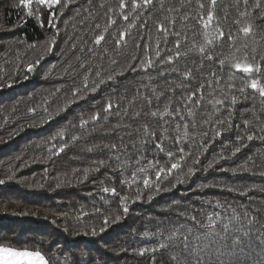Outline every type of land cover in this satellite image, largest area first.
I'll use <instances>...</instances> for the list:
<instances>
[{
  "label": "trees",
  "instance_id": "trees-1",
  "mask_svg": "<svg viewBox=\"0 0 264 264\" xmlns=\"http://www.w3.org/2000/svg\"><path fill=\"white\" fill-rule=\"evenodd\" d=\"M160 2L161 0H155V5L150 6V10L141 8L133 11L131 0H126L127 7L124 9L119 7V0H72L63 15H60L59 6H57L58 19L54 21L59 29V34L56 35L57 43L53 46V51L45 57L35 71L28 73L26 65L34 62L43 54L46 42L55 34V30L47 23L49 13L42 10L39 18L36 16L30 18L26 15L24 8L16 7L19 0H0V70L16 73L17 79L22 81L11 90L0 91V167L9 161L17 167L28 165L18 172V177H27L29 180L35 177L40 181H43L44 170L47 168L50 177L60 175L61 180L66 182L65 186L56 189V182L50 179L48 182L50 186L35 192L17 184L0 186V229L5 231L15 229L23 236L22 229L27 230L38 226L39 230L45 233L43 237L45 241L59 239L62 243L67 242L72 245L71 251L77 253L85 250V246H87L92 250V255L101 258L97 264H150L153 253L140 256L138 249L153 246L154 240L151 237H142L141 234L144 231L154 232L161 225L167 232L174 223H184L185 220L179 217L178 213L185 212L188 215H194L197 221L203 222L207 213L214 210L224 211L215 207V202L220 201L225 207L230 204L241 216H243L244 208L247 207L250 214L258 216L259 224H264V193L258 190L249 191L247 195H241L238 191H221L216 187H209L203 191H192V189H196L197 185L213 183L226 184L240 191L253 186L256 189L264 188V177L258 174L242 173L232 176L230 172L219 171L221 167L237 168L248 161L249 157L256 162L254 168L249 162V167L253 171L258 173L264 170V163H262L264 162V142L259 139H254L251 142L245 140L247 147L243 148L236 156L220 161V164L214 169L197 172L185 184L178 185L170 192L156 195L151 202L146 199L147 193L142 201L129 202V212L126 216L118 207V198L113 197L111 193L102 191L104 186H114L120 194L127 193L129 196H135L134 190L130 191L122 187L118 180L110 182L106 178L111 174V169L116 167L115 160L109 161V167L101 168L99 172L90 174L86 181L78 182V180H83L82 171L74 176L72 169L82 170L91 167L93 161L107 160L109 156L107 151L88 152L87 148L93 147L95 144L116 142V136L102 134L105 130L110 129V125L104 128L94 125L98 131L93 135H87L85 130L80 129L79 121L75 117L82 112L99 111L103 106V101L109 96L119 103V96L125 87L130 89L128 93L130 98L133 94V85L142 81L143 74L137 76L136 73L125 72L124 78L120 79L119 87L112 84L108 87L102 86L94 96L89 95L85 101L73 104L65 113L40 126L41 119H46L43 110L45 107L49 112H52L58 105H62L68 98H72V89L82 87L85 75H89V84L91 85L94 74L86 73L84 69H81V63L93 68L102 65L106 72H111L113 68L120 70L128 63H137V61H132L131 57L134 55L142 57L146 51L144 47L146 44L152 46L147 49L149 56L157 59L158 62V58L154 57L156 41H161L162 56L165 55L168 48L173 47L175 42V38L169 35L167 36L168 43H163L164 37L157 31L158 23H164L170 28V31H181L182 36L186 35L188 42L185 43V48L189 47L193 40L196 43L203 42L204 29L198 22L201 10L197 0H184L182 8L181 0H163V11H159ZM201 2L205 5L203 15L206 17L210 0H201ZM254 3L255 0H248V10L252 11L253 15L248 18L247 22L252 23L253 33L247 37L238 31L239 26L234 23L237 19H241V25L245 23V19L239 17L236 0H217L213 10L219 26L225 32L230 31L238 37V46L247 43L250 54L251 49L256 47L257 59H259V54L264 53V21L258 17L261 11H264V0H262L259 10L253 9ZM168 8L180 11L169 13ZM243 10L245 9L241 0L239 11ZM185 13L191 15L187 22L182 23L179 16ZM123 15L129 16V20L124 21ZM165 17L177 18L174 29L171 28ZM109 19L115 20L116 24L109 25ZM41 20H43V26H41ZM97 24L100 25L99 29L96 28ZM130 25L131 27H129ZM105 26L108 27V32H103ZM120 31L129 33L126 36V46L118 47L115 44V39L118 38ZM99 34H103L105 40L100 45H96L94 39ZM70 37L71 39H69ZM137 43L141 45L139 49L136 47ZM72 44H75L76 47L72 48ZM32 45L35 47H31ZM90 49L91 51H89ZM104 49H108L107 53ZM213 51L226 55L231 49L228 47V42L225 41L221 47L214 48ZM112 59L117 60L118 65H112L110 63ZM193 61L196 64L200 62L199 54L196 52L190 53L187 58L178 60L176 66L184 71L193 66ZM159 67L167 72L170 66L160 65ZM214 67L216 66L213 64H206L204 72L208 73ZM232 71L236 76V87L239 88L242 86L241 77L245 74L236 72L234 69ZM150 74L155 76L157 70H150ZM217 74H220L218 68ZM25 75L29 76L27 81L23 79ZM199 79L200 75L197 74L196 80ZM226 79L227 73L225 74ZM167 80L180 82V78L176 75L167 76ZM142 82L147 83V80ZM155 84L158 86V90L162 91L167 86V81L157 79ZM58 86H62L61 92L55 91ZM192 90L194 91L195 88L193 87ZM233 94L239 95L238 92ZM246 95L247 99L241 100L235 106L233 123L240 126L238 130L242 133L247 131L249 134L252 132L259 134L258 129L260 124L264 123V115H261L260 120L257 121L252 113L246 110L253 109L259 115L261 109L264 108V100L250 88L246 89ZM29 108H35L36 111L30 113L28 112ZM221 112L220 118H226L227 113L223 110ZM201 118L198 111L196 119L199 121ZM243 120L250 121L251 126L248 129L243 127ZM69 121H72L76 127L69 128L62 137H57L55 140L50 139L58 129ZM111 123L115 124L116 120L113 118ZM101 124L104 122L101 121ZM29 125L36 126L29 127ZM21 127L24 129L23 131H20ZM87 131H91V126ZM12 133L17 134L13 136ZM73 134L79 135L81 139L74 146L55 155L60 142L69 140ZM209 135H211L210 129ZM233 141H235L234 132L217 138L201 155L200 167H206L222 151L225 155H229L230 150H224V145ZM232 146L239 145L232 143ZM152 151L153 149H148L147 159L149 160L153 159ZM17 157L20 159H16ZM160 160L161 163L164 162L163 154L160 155ZM3 175L4 172L0 171V177ZM68 181L71 183H67ZM162 187H170V185L164 184ZM88 193H92V195L89 196ZM205 201L213 203L208 204ZM96 208H99L105 215L112 214L113 218L116 214L122 215L123 218L118 224L111 225L104 234L95 238L70 235L69 233L83 232L88 225H95L97 230L102 226V217L93 215ZM21 211L36 212L40 217L46 216L47 220L33 221L31 217L5 215V213ZM81 212L87 215L81 216ZM226 215H232L231 209L227 211ZM54 219L56 225L50 223ZM189 223L191 222L189 221ZM65 226L68 227L69 233L62 231ZM192 226L195 227V225ZM178 251V248H172L168 251L155 253L156 264H170L169 252ZM82 259H86V257Z\"/></svg>",
  "mask_w": 264,
  "mask_h": 264
},
{
  "label": "snow or ice",
  "instance_id": "snow-or-ice-1",
  "mask_svg": "<svg viewBox=\"0 0 264 264\" xmlns=\"http://www.w3.org/2000/svg\"><path fill=\"white\" fill-rule=\"evenodd\" d=\"M70 3H72V0H19L16 7L24 8L26 15L30 18L33 16L39 18L42 10L48 11L47 23L55 30L54 36L46 42L43 54L34 62L26 65L28 73L34 72L45 57L53 51V46L57 43L56 35L59 34V29L54 22L58 19L56 8L59 6L60 15H63L64 10L69 7ZM240 3L241 0H236L239 17L244 18L245 23L241 25V19L235 20L234 23L239 26L238 31L244 37H247L253 33L252 23L247 22L248 18L252 17L253 12L248 10V0H242L245 10L239 11ZM131 4L133 11L141 8L150 10V6L155 5V0H131ZM183 4L184 0H181V8ZM197 4L201 10L198 22L204 29L202 43H196L193 40L190 46L185 48L184 45L188 42L186 35L182 36L181 31H170V28L164 23H158L157 31L164 37L163 43H168L167 36L169 35L175 38L173 47L168 48L164 56L161 55V41H156L154 57L158 58V62L157 59L149 56L147 49L152 46L146 44L144 45L146 51L142 57L135 55L131 57L132 61H137V63H128L120 70L113 68L111 72H106L102 65L93 68L81 63V69H84L86 73L94 74L91 85L89 84V75H85L82 80V87L72 89V98H68L52 112H49L46 107L43 109L46 119H41L40 126L62 115L73 104L85 101L89 95L94 96L102 86L108 87L112 84L119 87L120 79L124 78L125 72L136 73L137 76L143 74L142 81L147 80V83L141 81L137 85H133V94L130 98L128 95L130 89L125 87L119 96V103H116L115 99L109 96L105 98L99 111L82 112L75 117L79 121L80 129L85 130L87 135H93L98 131L94 125H100L101 128L110 125V129L105 130L102 134L116 136V142L95 144L93 147L87 148L88 152L107 151L109 156L107 160L93 161L91 167L82 170L72 169V174L77 176L82 171L83 180H78V182H83L89 178L90 174L99 172L101 168L109 167V161L115 160L117 162L116 167L111 169V174L106 178L110 182L118 180L122 187L130 191L134 190L135 196H129L127 193L120 194L114 186H104L102 191L111 193L113 197L118 198V207L125 216L129 212V202L142 201L146 193L147 201L151 202L156 195L162 192H170L178 185L185 184L197 172L214 169L220 164V161L231 159L247 147L245 140L251 142L254 139H259L264 142V123L259 126V134L256 132L249 134L247 131L242 133L238 130L240 126L233 123L235 106L241 100L247 99L246 89L254 90L264 100V53L259 54V59H257L256 47L251 49L250 54L247 43L238 46V37L230 31L225 32L219 26L213 10L217 0H210L206 17L203 15L204 3L197 0ZM261 6L262 0H255L253 9L259 10ZM119 7L121 9L126 8V0H119ZM163 10L164 3L161 0L159 11ZM167 11L173 13L180 10L168 8ZM190 15V13H185L179 16V20L182 23L187 22ZM258 19L264 21V11H261ZM123 20L128 21L129 16L123 15ZM165 20L169 22L171 28H175L176 17H165ZM214 21H216L215 24ZM108 24L115 25L116 21L109 19ZM41 26H43V20H41ZM96 28L99 29L100 25L97 24ZM103 32H108L107 26H105ZM128 34L126 31H120L118 38L115 39L116 46H126V36ZM104 40L105 36L99 34L95 36L94 43L100 45ZM225 41L228 42L231 51L226 55L215 53L213 49L221 47ZM31 47L34 48L35 45ZM75 47L76 45L72 44V48ZM136 47L139 49L141 45L137 43ZM104 51L107 53L108 49H104ZM193 52L199 54V64L193 61L192 67L181 71L176 66V62L181 58H187ZM110 63L118 65V61L115 59H112ZM206 64H213L216 67L205 73ZM160 65L170 67L165 72V70L160 69ZM217 68L220 74H217ZM152 69L157 70L155 76L150 74ZM233 69L236 72L245 74L241 77L242 86L239 88L235 84L236 76L232 71ZM226 73L227 79L225 80ZM197 74L200 75L198 81L196 80ZM169 75L178 76L180 82L167 80ZM23 79L27 81L29 76L25 75ZM157 79L167 81L164 90H158V86L155 84ZM20 83L22 81L17 79L16 73L0 70V91L11 90ZM193 87L195 88L194 91L192 90ZM55 91L61 92L62 86H58ZM236 92L239 95L233 94ZM121 105H124V107H121ZM221 110L227 113V117L224 119L220 118L222 115ZM35 111V108L28 109L30 113ZM198 111L202 117L199 121L196 119ZM246 111L251 112L257 121L260 120L261 115H264V108L261 109L259 115L253 109H247ZM113 118L116 120L115 124L111 123ZM101 121L104 124H101ZM242 124L245 129L251 126L249 120H243ZM33 126L36 125H29V127ZM90 126L91 131H87ZM75 127L76 125L69 121L58 129L50 139L55 140L57 137H62L69 128ZM209 129L211 135H209ZM23 130V127H21L20 131ZM232 132L235 135V141L232 143L239 146L233 147L232 143L225 144L224 150H230V154L225 155L222 151L206 167L201 168L200 157L208 150L210 144L224 134ZM16 134L12 133L13 136ZM80 139L79 135L73 134L69 140H62L55 155H59L67 148L74 146ZM149 148L153 149L151 152L153 159L151 160L147 159ZM161 154L164 158L163 163L160 160ZM16 159H20V157ZM249 162L252 163L253 168L256 166V162L249 157L248 161L237 168L221 167L219 171L230 172L232 176L249 173L264 177V170L258 173L253 171L249 167ZM26 166L28 165L17 167L9 161L6 165L0 167V171L4 172V175L0 177V186L17 184L22 185L31 192H35L50 186L48 183L50 179L56 182V189L65 186L66 182L61 180L60 175L50 177L47 168L44 170L43 181L36 180L35 177L32 180L23 176L18 177V172ZM67 183H71V181ZM164 184H168L170 187H162ZM209 187H216L221 191L228 192L238 191L241 195H247L249 191L253 190L264 193V188L256 189L253 186L240 191L221 183L200 184L192 191H203ZM88 195L91 196L92 193H88ZM205 203L212 204L213 202L205 201ZM215 207L224 211L214 210L207 213L203 222L197 221L194 215L181 212L178 213V216L182 217L185 222L174 223L167 232H165L163 225L154 232L144 231L141 234L142 237H151L154 243L151 247L139 248L138 254L144 256L146 253H153L150 264H156L157 257L155 253L178 248V252H169L170 264H264V224H259L258 216L250 214L247 207L244 208L243 216H241L230 204L225 207L220 201L215 202ZM229 209L232 212L231 216L226 215ZM5 215L31 217L33 221L47 220L46 216L40 217L38 213L28 211L5 213ZM85 215L87 214L81 212V216ZM93 215L102 217V226L98 230L95 225H88L83 232L69 233L67 226L62 231L72 236L84 235L95 238L104 234L111 225L118 224L123 218L119 214H116L114 218L112 214L105 215L99 208L95 209ZM50 223L56 225V220L54 219ZM258 224L259 227H257ZM192 225H195V227ZM21 231L24 233L23 236H21V232H17L15 229H8L7 231L0 229V264H97L98 260L101 259L92 255V250L88 249L87 246H85V250L77 253L71 251L73 246L67 242L62 243L59 239L45 241L43 238L45 233L41 232L38 226L27 230L22 229ZM53 249H55V252H53ZM48 253H51V255H48ZM84 257L86 259H82Z\"/></svg>",
  "mask_w": 264,
  "mask_h": 264
}]
</instances>
